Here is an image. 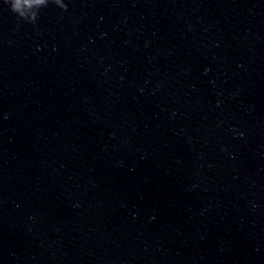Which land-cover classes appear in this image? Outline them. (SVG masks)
<instances>
[{"label":"clouds","instance_id":"clouds-1","mask_svg":"<svg viewBox=\"0 0 264 264\" xmlns=\"http://www.w3.org/2000/svg\"><path fill=\"white\" fill-rule=\"evenodd\" d=\"M52 2L57 5L59 8L64 9L67 7L64 0H52ZM3 3L7 5V7L16 13L19 17L26 19L28 21H35L36 19V12L32 11L25 15L20 9L21 5L17 2V0H3ZM46 3V0H31V4L33 6L38 7L39 5H42Z\"/></svg>","mask_w":264,"mask_h":264},{"label":"water","instance_id":"water-1","mask_svg":"<svg viewBox=\"0 0 264 264\" xmlns=\"http://www.w3.org/2000/svg\"><path fill=\"white\" fill-rule=\"evenodd\" d=\"M11 10L0 0V39L10 16Z\"/></svg>","mask_w":264,"mask_h":264}]
</instances>
